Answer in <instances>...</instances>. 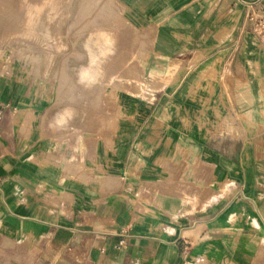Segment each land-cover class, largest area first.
<instances>
[{
    "label": "crops",
    "instance_id": "crops-1",
    "mask_svg": "<svg viewBox=\"0 0 264 264\" xmlns=\"http://www.w3.org/2000/svg\"><path fill=\"white\" fill-rule=\"evenodd\" d=\"M118 1L137 77L85 121L0 0V264H264V0Z\"/></svg>",
    "mask_w": 264,
    "mask_h": 264
},
{
    "label": "rangeland",
    "instance_id": "rangeland-1",
    "mask_svg": "<svg viewBox=\"0 0 264 264\" xmlns=\"http://www.w3.org/2000/svg\"><path fill=\"white\" fill-rule=\"evenodd\" d=\"M19 9L20 32H4V52L29 57L56 103L82 106L85 121L109 105V89H128L137 77L144 39L118 0H20Z\"/></svg>",
    "mask_w": 264,
    "mask_h": 264
},
{
    "label": "built area",
    "instance_id": "built-area-1",
    "mask_svg": "<svg viewBox=\"0 0 264 264\" xmlns=\"http://www.w3.org/2000/svg\"><path fill=\"white\" fill-rule=\"evenodd\" d=\"M253 22H254V27L257 29L258 34L260 35L261 38H264V16L263 15H253L252 16ZM149 98L152 99V95H149ZM2 114V106L0 105V118Z\"/></svg>",
    "mask_w": 264,
    "mask_h": 264
},
{
    "label": "bare ground",
    "instance_id": "bare-ground-1",
    "mask_svg": "<svg viewBox=\"0 0 264 264\" xmlns=\"http://www.w3.org/2000/svg\"><path fill=\"white\" fill-rule=\"evenodd\" d=\"M89 4H90V2H89ZM91 4H92V3H91ZM88 6H89V5H88ZM96 33H97V32H96ZM96 35H97V34H96ZM96 35H95V36H96ZM98 39H99V38H98Z\"/></svg>",
    "mask_w": 264,
    "mask_h": 264
}]
</instances>
